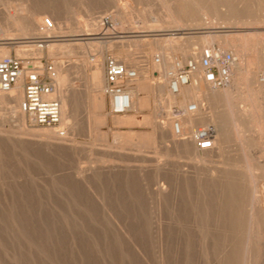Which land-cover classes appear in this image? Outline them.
Masks as SVG:
<instances>
[{
  "label": "rangeland",
  "instance_id": "obj_1",
  "mask_svg": "<svg viewBox=\"0 0 264 264\" xmlns=\"http://www.w3.org/2000/svg\"><path fill=\"white\" fill-rule=\"evenodd\" d=\"M26 1L0 0V4L5 9L14 10L13 5ZM198 1L203 2L204 7L211 8L205 11L207 16L203 14L202 24L189 20L183 14L181 19L169 15V8L182 7V2L186 3L184 0H29L28 5L34 19H28L25 23L31 24L37 30L36 33H40L44 18L50 16L56 27L52 31V36L55 37L50 38L52 41L49 43H25L28 51L24 56L36 55L54 61L56 69L61 61L66 68L73 65L71 82L65 87V93H71L73 97L69 104L73 114L70 126L66 128L67 141L61 146L50 147L44 141L15 133L19 131V125L11 109L4 107L0 111L1 126L4 129L3 135L0 133V264H147L143 259L133 257L131 249L137 247L145 250L150 246L147 234L152 201L155 200L151 198V193L152 188L157 186L154 169L158 160L163 171L160 183L174 189L173 199L176 202L181 206L190 204L189 209L193 206L195 209L199 208V211H204L205 207H216L211 212L212 215L214 213V224L220 223V227L216 226L219 230L216 229L214 233L221 243L219 250H215L211 257L217 260L222 256L224 243L230 238L228 221L231 214L228 212L229 207H226L229 193L225 183H220L223 188L219 185L206 190L201 175H204L207 166L214 167L219 166L220 162L240 160L242 151L249 152L255 162L264 163L262 123L259 121L254 126L247 124V119L239 120L242 118L239 114L246 109H253L259 117L258 111L264 104V95L256 94L246 81L248 73L258 72L259 76L264 73V0ZM3 14L5 12L0 11V18ZM106 15L113 17V25L103 27L104 31L108 30L107 36H110L112 46L102 44L103 67L106 55L114 54L140 69L143 81L132 86H140L137 98L141 99V106L125 114L112 113L110 100L106 95L104 109H94L96 89L90 83L88 67L89 61L93 59L92 55L95 56L97 51L95 47H91L93 51L85 54L76 48L78 41L71 40L80 30L77 28L79 25L76 18L84 22L98 21ZM206 21L209 22L208 25ZM5 22L7 20L4 16ZM213 26L216 28H212ZM208 30L218 31L214 44L217 46H223L222 41L226 35L238 39L239 43L234 40V46L229 49L235 53L242 51L251 65L248 70L238 66L228 98L220 97L215 103H211L202 96L208 113L223 116L228 127L231 126L229 113H237L239 127L234 133L228 132V141L223 150L225 160L222 156H216L217 149L216 152H199L200 157L206 159V167L202 164L204 161H201L198 163L201 166L197 165L201 168H198V172L192 168L196 166L190 160L191 155L187 156L182 147L179 150L174 148L171 134L165 136L160 129H155L156 122H167L173 116L174 106L181 109L184 106L181 104L182 97L177 98V103L169 102L164 84L156 83L161 73L156 70L154 59L157 54L163 56V53H167L170 58L185 60L192 53L203 49L202 39L209 36ZM259 32L260 38L256 36ZM62 36L69 40L60 41L64 38ZM168 38L173 42V48L169 47ZM241 38L243 42L240 41ZM26 40L32 41V38ZM53 42L57 47L54 52H50L49 44ZM84 42L90 41L85 39ZM67 43H70L69 46ZM70 45L76 51L72 55L66 54ZM164 45L168 46L164 47L165 50L161 49ZM18 48V44L10 46L11 54L17 55ZM76 63L82 65L80 69L74 67ZM85 63L87 65L84 66ZM103 73L105 75L104 68ZM124 115L136 116L139 123H117L116 118ZM146 116L152 118L154 125L144 122L142 117ZM99 118H104V123L97 124ZM25 125L30 130L52 128L30 125L27 115ZM117 133L131 135L132 138L123 140L122 143L117 142ZM238 137H246L244 147ZM139 138L142 139L141 146L137 145ZM209 153L215 154V164L208 160ZM258 172L262 173L261 170ZM260 182L264 186V178ZM212 192L213 195L209 196ZM218 194L222 195V199L225 196V200L220 195L218 197ZM213 199L214 203L219 199V203L209 204ZM224 201L226 205H223ZM219 204L224 209L218 207ZM224 212H227L226 216ZM222 218L226 220L223 221L225 224L220 220ZM261 230L262 238L257 245L259 253L261 252L259 264H264V226ZM224 231L229 235H225ZM173 241L172 247L179 248L180 243L176 237ZM191 261V264H199L195 256Z\"/></svg>",
  "mask_w": 264,
  "mask_h": 264
},
{
  "label": "bare ground",
  "instance_id": "obj_2",
  "mask_svg": "<svg viewBox=\"0 0 264 264\" xmlns=\"http://www.w3.org/2000/svg\"><path fill=\"white\" fill-rule=\"evenodd\" d=\"M184 1L186 3L182 2L183 4L182 7L173 8V9L169 8L168 10L170 13L169 15H171L172 17L176 16L177 19H181L182 18L181 15L183 14L187 16L189 20L198 21V23L200 22V24H202L204 20L203 14H206L205 11H209L211 8L204 7L203 2H199L198 0H184ZM28 3H29V0H27L26 2L17 3L16 5H13L14 10L10 8L5 9L4 5L0 4V11L5 12V15L3 14V16L0 18V59L5 56L11 55V51L9 49L10 46L12 47L13 45L18 44L19 48L17 49V55L24 56V54H26V52L28 51L27 49H25V46H27V45H24L25 43H44V42L49 43L50 41H52V39L50 38L55 37V36H52L53 32L44 31L42 29V25L40 26V29H39L40 33H36L37 30L33 26H31V24L28 25L27 23H25V21L28 19H34V14L31 12V8L28 5ZM188 4H195L197 6L190 7ZM222 11L225 12L226 9H222ZM4 16L6 17V20H7V22L5 23H4ZM76 20L79 25V27L77 26V28H79L80 30L78 31L76 28L78 32L75 35H73V37L75 38L71 39V40L78 41L76 43V46H77L76 48H79L85 54L89 53L90 51H93L91 47H95V50L97 51V53L95 54L96 57L94 56L92 60L90 61L88 60L89 61L88 68L90 69V74H89L90 83L92 84L94 90L96 89L94 97H93V104H94L93 107L95 110H101V109H104V104H105V99H104L105 84H103L105 82V75L103 73V68L105 70V66L103 67V57H102L103 56L102 55L103 45L102 44L104 45L109 44V47H110L112 46L111 45L112 43L109 40L110 36H107L108 30L104 31L100 23V20L98 21L88 20L85 22L78 18H76ZM127 21L129 20L127 19ZM208 24L209 22H207V25ZM207 25L205 27H207ZM212 28H216V27L213 26ZM217 32L218 31L216 30L209 31V36L204 37L202 39V45H204L203 48L207 46H217V45H214L217 41L216 40ZM259 34L260 32L256 34L258 38H260ZM96 35H100V36H96ZM263 35H261V38ZM18 36H20V38H18ZM28 36H31V37H28ZM84 36H87V38H84ZM31 38H32V41L26 40V39H31ZM85 39L89 40L90 42L89 43L84 42ZM169 39L170 38H168L167 41H170L171 43L172 41ZM223 39H224L222 41L223 46H221L222 44L219 45L221 49L231 50L229 48H232L234 46V40H236L239 43V40L235 39L231 35H226ZM68 40L69 38L67 39L64 37V38H61L60 41L64 42ZM240 41L243 42V39ZM247 42L248 41H246V43ZM170 43H169L170 45L169 47L173 48V42H172V45ZM56 45L57 44H55V42L50 43L49 51L54 52V49L57 47ZM245 45L247 47V44ZM31 46L35 47V45H32V44ZM60 46H61L60 48H63L62 45ZM161 47H163L161 49L165 50L164 47L167 48L168 46L164 45ZM241 49L243 50L244 48L241 47ZM248 49H251V48H248ZM231 51L237 57V63L235 64L232 70V81H233V78L236 76V73H237L236 71L239 68L238 66L240 65L242 68L248 70V66L251 65V62L246 61L248 58L246 59L242 51L239 50L236 53L234 50H231ZM250 51H248V53ZM75 52L76 51L73 48V46L70 45L66 54L72 55ZM197 53L198 52L192 53V56L196 55ZM155 63H156L155 65L156 70L160 71L161 73V77L157 79L156 83L158 85L164 84L163 87H165V90L167 91V98L169 102L177 103V98L182 97L181 104L184 107L183 109L179 108V112L181 113L179 118L184 128V135L185 134L188 135L197 127H209L211 125L214 127L215 140H214L213 147L206 149V150H199L196 147L195 143L192 141V139L189 138V136H186V137L178 136L175 133L174 118L176 117V115L174 112H173L174 113L173 116L171 118H168L167 122L165 121L156 122L157 124H156L155 129H158V130L160 129L165 136H168V134H171L172 136L171 141L174 144V148H176V150H179L180 147H182V151L186 153L187 156L188 154L191 155L190 160H192V162H194L196 166L192 168H194L196 171L199 172V170H201L199 166L197 167V165H200L198 163H200L201 161H204V163H202L204 165L205 160H206L204 157H203L204 159L200 157L199 155L200 151L201 152H216V149H217L218 151H217L216 156L223 157L225 153L223 152L226 146L225 143H227L228 141L227 140L228 132L230 131H232L233 133L236 132L237 128L239 127V120L242 121V119H247L249 121L247 124L250 123L251 125H254V126L256 124L258 125L257 122L260 121L264 128V104L260 106V111H258L259 117H258V114H256L257 116L255 115V113L252 111L253 109H246L242 111L241 114H239L242 118L238 120L237 118L238 114L231 111L229 113L231 115V126L229 125V127L227 125V120L223 116H215L213 114L208 113L209 111L207 110V106L204 103L205 101L203 100L204 99L203 97H206V99H208V101H210L211 103H215V101L220 97L224 99L228 98L229 94L231 93L230 86H231L232 81L229 85H227L224 88H214L210 86V84L207 83V81L202 77L201 75L202 71H200L197 74L198 79H199L197 84L182 86L178 93H174L170 90L168 78L166 77V73L168 71H173L176 69L175 59L170 58V56L167 53H163L162 61L160 63H157L155 61ZM70 64H73V63H70ZM85 65H87V63H85L84 66ZM80 66L82 65L79 63H76V66L74 67L80 69ZM71 68L73 69V65L72 67L66 68L64 63L61 61L58 63V69H56V78L58 82V91L56 93V96L59 97L62 102L63 122L60 126H54L52 128H43V129H37V130H30L27 128V126L25 125L26 113L23 112L22 107H21V103H22L23 95H24L22 79L13 88L11 92L0 93V111L4 107H8L11 109L12 115H14V117H16V119L18 120L17 124L19 125V131H15V133L24 135L25 138L29 137L34 140L37 139L40 141H44L46 142V145L50 147H53L55 145L61 146L65 141H67L66 136H65L67 133L66 128H69L71 117L73 114L72 110L69 109V106H70L69 104L72 103L73 97L71 93H67V94L65 93V90H66L65 87L69 84V82H71V77H70ZM136 69L138 70L139 76L134 81L133 85H135V83L137 85L138 82L142 81L141 71L138 68ZM162 78H163V81H162ZM246 81L249 84L251 90L256 92V94L258 93V95L260 96L264 95V73L262 74V76H259L258 72H254L253 74L248 73ZM129 92L132 98V110H134L141 106V99L137 98L139 94L138 92H140V86L138 85L136 87L130 88ZM245 98L248 100L247 95ZM192 101L197 104V111L194 113L188 110L189 103ZM11 103H14V105H10ZM1 114L2 113H0V116ZM142 118H144L143 120L146 124L154 125L152 118L148 116L142 117ZM104 121H105L104 118H99L97 120V124L104 123ZM116 121L119 124L139 123L138 119L133 115L118 116L116 118ZM1 123L2 122L0 121V133L1 135H3L2 133H4V129L1 126ZM129 138H132V136L124 134V133H117L115 140H117V142L121 141L122 143L123 140L125 141L130 140ZM238 138L240 139L244 147L246 137H238ZM137 142H138L137 145L141 146L142 139L139 138V141ZM261 145L262 147L264 146L263 143ZM214 155L215 154H210L209 159H208L210 163L211 161L214 160L215 158ZM241 155H242V158H239L240 160H233V161L226 160L227 162H220L221 164L219 166H214V167H210V166L206 167L204 165L206 167L205 170L203 168L204 173L203 171L202 172L200 171L201 173L204 174L201 176H203L204 178L203 184L205 183L204 184L205 186L204 185L203 186L205 187L206 190L207 188L211 186H219L220 183L221 184L225 183L226 190L229 193L230 198L228 201V206L226 207H229L230 211L228 212H230L231 214V215L228 214L227 216L229 218V215H230V220L228 221L229 222L228 229L230 233V238L228 239L227 242L224 243V246H223L224 250H223V253H221L222 256H220L217 260H214L211 257V255L215 254L214 253L215 250L217 249L219 250V245L221 243V242L219 243V240H218L219 238H217L214 233V231L217 229L216 226H219L220 224V223L217 225L214 224L215 218H214V213L212 215V212H213L212 209L216 207H212V209L205 207L204 211H199L197 210L199 208L195 209L193 206H192V209H189L190 204H186L187 206L186 205L181 206L178 202H176V200L173 199L174 189L170 186L165 185L164 183H160L161 173L163 172L159 165L160 160H158L156 169L153 168L156 172V173L154 172L155 175H157L156 177L157 186L154 187L156 184L154 186H151V188L152 187L154 188H152V193H151L152 197L151 196L150 197L153 200L154 199L155 200L154 202L152 201L153 206H151L152 211L150 214V221L148 220L150 223L148 227L147 237L149 236L150 246L148 247V249L146 248L145 250L139 249L137 247H133L131 249L132 256L137 257L139 259H143L147 264H191L192 263L191 260L193 256L198 258L199 264H259L261 252L259 253L260 249L257 244L259 243V240L262 238L261 233L263 231L261 229L264 226V186H263V183L260 182V179L264 178L263 176L264 175L263 173L264 163L262 161L255 162L254 157L250 155L249 152L242 151ZM223 159L225 160V157H223ZM259 170H261L262 173H259L258 172ZM80 172H82V170ZM173 186H176V184H174ZM183 187H181V189ZM221 188H223V186H221ZM204 194L205 192L203 193V195ZM210 195H213V192L209 194V196ZM219 195H220V198L222 199V195L218 194V197ZM223 197L224 198L222 200H225V196ZM216 200L217 201H215V203L219 201V199H216ZM212 201H210L211 203L209 202L207 203L215 204L214 199ZM198 203L196 204V207ZM220 204L218 207L222 205ZM207 205L208 204H206V206ZM223 205H226L225 201ZM210 206H215V205H209V207ZM222 207L223 206H221V208ZM220 212L222 213L221 209H220ZM218 214H219V211H218ZM226 215H227V212L225 213V216ZM216 216L217 215H215V217ZM220 220L223 222L225 219L222 218ZM120 229L124 230L121 227ZM225 232L226 231H224V233ZM227 233H225V235ZM175 237L180 243L179 248L177 249H174L172 247V242H175L173 241Z\"/></svg>",
  "mask_w": 264,
  "mask_h": 264
},
{
  "label": "built area",
  "instance_id": "obj_3",
  "mask_svg": "<svg viewBox=\"0 0 264 264\" xmlns=\"http://www.w3.org/2000/svg\"><path fill=\"white\" fill-rule=\"evenodd\" d=\"M113 17L106 15L100 18L102 27L113 25ZM56 27L52 17L46 16L42 29L52 32ZM94 58V55H92ZM157 63L162 56L157 54ZM176 69L168 71L170 90L178 93L182 86L197 84V74L202 71V77L214 88H224L232 81V70L237 63V57L231 50L221 49L219 46H207L185 60L175 59ZM138 70L114 54L105 57V95L110 100L111 112L123 114L132 110L130 88L138 78ZM23 80L24 95L21 107L32 126L54 127L60 126L62 118V102L56 96L58 82L54 61L40 58L36 55L19 56L11 54L0 59V93H9ZM190 112L197 111V104L190 102ZM174 131L178 136H189L199 150L213 147L215 130L209 127H197L188 135H184V128L180 121L179 108L173 107Z\"/></svg>",
  "mask_w": 264,
  "mask_h": 264
},
{
  "label": "crops",
  "instance_id": "obj_4",
  "mask_svg": "<svg viewBox=\"0 0 264 264\" xmlns=\"http://www.w3.org/2000/svg\"><path fill=\"white\" fill-rule=\"evenodd\" d=\"M134 116V115H133ZM136 117V116H135ZM137 118V117H136Z\"/></svg>",
  "mask_w": 264,
  "mask_h": 264
}]
</instances>
